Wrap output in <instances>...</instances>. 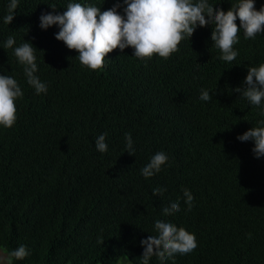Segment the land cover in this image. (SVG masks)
Here are the masks:
<instances>
[{"label": "trees", "instance_id": "obj_1", "mask_svg": "<svg viewBox=\"0 0 264 264\" xmlns=\"http://www.w3.org/2000/svg\"><path fill=\"white\" fill-rule=\"evenodd\" d=\"M118 2L123 15V0H18L8 25L10 0H0V75L23 92L15 124L0 126V250L7 256L26 246L30 255L13 264H118L123 256L142 264L140 241L158 235L162 220L197 242L163 264H264V156H254L253 141L237 139L264 126V100L257 107L232 91L248 67L264 64V31L245 39L241 29L233 62L220 59L211 27L197 26L167 60L117 48L92 71L55 39L56 25L39 27L52 5L62 14L69 3L103 12ZM208 3L227 11L238 0ZM254 4L258 11L264 0ZM9 36L16 43L5 48ZM25 41L37 49L46 93L36 94L14 56ZM201 90L212 99L200 100ZM103 133L108 149L101 153L95 139ZM157 152L168 161L146 179L141 169ZM156 188L165 191L153 196ZM184 189L194 198L191 210ZM176 201L180 211L164 216ZM149 264L161 262L153 256Z\"/></svg>", "mask_w": 264, "mask_h": 264}, {"label": "clouds", "instance_id": "obj_2", "mask_svg": "<svg viewBox=\"0 0 264 264\" xmlns=\"http://www.w3.org/2000/svg\"><path fill=\"white\" fill-rule=\"evenodd\" d=\"M123 5V15L117 11L121 7L119 2L103 12L100 7L69 3L62 14H53L56 7L52 5L49 6L52 12L42 13L39 17V27L47 30L56 25L59 31L55 34V39L62 41L69 50H75L81 65L92 71L102 69L106 55L117 48L121 51L132 48L133 56L140 60H151L154 55L167 60L178 51L182 40L187 38L190 41L197 26H210V40L220 50V59L233 62L238 56L233 46L238 43L241 29L245 39H254L264 31V5L257 11L254 0H238L227 11L210 5L208 0H123ZM17 7L18 0H10L8 14L4 17L5 24L9 25L13 21ZM15 43V39L9 36L4 47L12 48ZM36 50L30 42L25 41L15 47L14 56L24 66L27 83L39 95L47 92V85L36 75ZM232 91L242 94L251 105L259 107L264 100V64L248 67L243 86ZM22 97L23 92L17 80L0 75V126L11 128L15 124V101ZM199 99L207 102L212 97L208 91L201 90ZM259 114L264 116V108H261ZM259 123L264 124V121ZM106 136L107 133H103L95 139V148L101 153L108 149ZM237 139L242 142L253 141L254 156H264V126L251 127ZM125 141L126 152L132 155L135 149L130 133L125 134ZM167 161L168 156L164 152H157L141 169V174L146 179L150 178L159 173ZM164 191L162 188L153 189V196H160ZM183 196L184 203L191 210L194 199L192 194L184 189ZM179 211L178 201L162 210L164 216H173ZM155 230L158 235H149L140 241L143 247L142 264H149L153 256L163 264L176 254H189L197 247L195 235L173 223L157 220ZM250 236L251 234L249 238ZM103 242L98 240V243ZM29 255L30 251L26 246L20 245L7 253L6 264H13L14 260H23ZM123 264H129L127 256L123 257Z\"/></svg>", "mask_w": 264, "mask_h": 264}, {"label": "rangeland", "instance_id": "obj_3", "mask_svg": "<svg viewBox=\"0 0 264 264\" xmlns=\"http://www.w3.org/2000/svg\"><path fill=\"white\" fill-rule=\"evenodd\" d=\"M123 257L119 259L118 264H123ZM6 259H7L6 253L0 250V264H6ZM129 264L131 263L129 262Z\"/></svg>", "mask_w": 264, "mask_h": 264}]
</instances>
